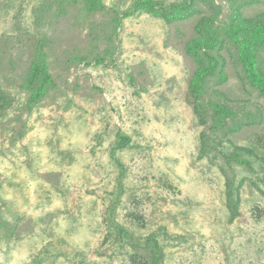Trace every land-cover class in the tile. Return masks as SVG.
Segmentation results:
<instances>
[{"label": "rangeland", "instance_id": "374dc122", "mask_svg": "<svg viewBox=\"0 0 264 264\" xmlns=\"http://www.w3.org/2000/svg\"><path fill=\"white\" fill-rule=\"evenodd\" d=\"M102 1L88 11L86 0H0V85L15 99L0 118V264H131L152 233L166 264H264V163L252 173L221 153L237 144L264 157V97L226 52L221 89L263 122L205 153L208 125L189 98L186 45L211 9L167 23L135 0ZM214 1L227 20L235 0ZM41 38L54 86L30 108L22 83ZM118 128L131 136L122 176L110 154ZM234 176L244 184L229 222Z\"/></svg>", "mask_w": 264, "mask_h": 264}, {"label": "trees", "instance_id": "16d2710c", "mask_svg": "<svg viewBox=\"0 0 264 264\" xmlns=\"http://www.w3.org/2000/svg\"><path fill=\"white\" fill-rule=\"evenodd\" d=\"M259 0L234 1L227 20H220V9L214 0H175L165 3L164 0H135L134 7L143 9L154 16L173 23L192 18L200 13L202 6H209L210 12L201 15L196 23V36L186 45L187 53L194 59L196 69L190 80L189 98L194 111L202 125L208 127L201 133L202 153L217 150L224 145L227 137L242 130L245 126L263 122V114L254 115L243 107H236L227 93L221 89L228 80L226 71V52L233 54L242 68L248 83L264 97V11L255 15H246L244 8ZM88 11L103 7L102 0H86ZM130 9L129 12H132ZM128 12V13H129ZM48 43L44 38L37 42L34 56L22 87L28 92V106L32 108L45 98L54 79L49 70ZM12 94L0 85V118L7 115L14 105ZM131 136L120 128L116 140L110 149L111 158L120 168L123 175L124 164L118 151L127 147ZM223 147V146H222ZM228 166L237 164L245 166L252 173L256 171L255 163L263 166L264 157L257 148L234 144L229 152H221ZM119 183L122 184V177ZM264 183L263 177H258ZM243 179L238 182L236 176L226 182V204L229 210V222L240 216L241 188ZM115 209V206L112 207ZM112 209V210H113ZM113 214V213H112ZM141 220L138 215H132ZM1 220V219H0ZM2 221V220H1ZM6 224H9L6 221ZM120 234H127L121 225L113 222ZM12 233L15 225L12 226ZM3 228H6L5 226ZM167 235V233H166ZM146 254H135L131 264H166V253L163 242L155 233L148 235L142 245Z\"/></svg>", "mask_w": 264, "mask_h": 264}]
</instances>
